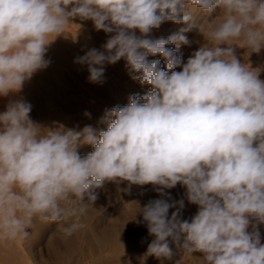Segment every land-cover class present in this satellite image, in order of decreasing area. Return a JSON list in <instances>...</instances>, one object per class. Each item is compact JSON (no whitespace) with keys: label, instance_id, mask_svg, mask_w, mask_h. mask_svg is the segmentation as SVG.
Listing matches in <instances>:
<instances>
[{"label":"clouds","instance_id":"1","mask_svg":"<svg viewBox=\"0 0 264 264\" xmlns=\"http://www.w3.org/2000/svg\"><path fill=\"white\" fill-rule=\"evenodd\" d=\"M197 9L223 18L204 31ZM77 18L109 36L74 60L89 82L103 83L105 66L123 59L131 79L149 86L105 109L103 129L42 126L29 102L11 98L49 67L50 44ZM165 22L187 27L153 38ZM193 27L211 44L185 62L178 51ZM235 39L250 53L264 49V0H0V97L9 98L0 112V241L27 238L35 218L71 221L61 229L71 237L97 189L127 182L125 192L152 185L160 197L139 206L137 222L153 237L145 256L171 261L174 245L201 253L203 264H264V68L245 65ZM85 145L92 151L82 155ZM178 184L197 206L189 219L185 200L167 191Z\"/></svg>","mask_w":264,"mask_h":264},{"label":"rangeland","instance_id":"2","mask_svg":"<svg viewBox=\"0 0 264 264\" xmlns=\"http://www.w3.org/2000/svg\"><path fill=\"white\" fill-rule=\"evenodd\" d=\"M193 18L196 25L207 31L209 25L223 18V13L217 10L206 15L197 9L193 12ZM184 27L187 25L165 22L151 35L153 38L167 37ZM185 35L189 44L181 45L178 51L185 62L201 45L211 44L197 27ZM108 38V34L95 30L91 21L74 19L66 26L64 35L58 36L50 44L46 54L51 61L49 67L35 73L22 91L11 98L22 97L29 102L32 105L31 119L45 127L63 125L83 128L92 125L98 129L105 128L106 125L98 123L105 109L126 105L130 95L142 96L149 90L148 85L131 79L123 59L105 66L103 83L89 82L87 66L74 60L83 56L88 49L102 50ZM231 43L237 47L236 54L245 65L264 68V49L260 53H250L243 46L242 39H235ZM260 78L264 79V71ZM0 99L2 112L9 98ZM85 112H89L91 118L86 117ZM91 151L90 145L80 149L82 155ZM126 187L127 182L119 186L107 183L97 189L95 204L79 217L84 227L71 237L65 238L61 231L71 221L45 222L35 218L28 229L29 236L12 241L16 245L13 251H17L16 255L5 249L0 250V264H161L155 257L145 256L153 237L148 234L146 224L137 222L142 221V216L138 214L139 206L143 207L150 199L160 197L152 185H132L128 192L122 190ZM167 191L173 200H185V208L181 212L183 219H189L196 213L197 206L188 203L184 187L178 184ZM174 210L170 209L169 214ZM260 231L264 242V226ZM172 247L175 253L173 259L165 260L162 264H203L201 253H188L176 249L174 245Z\"/></svg>","mask_w":264,"mask_h":264},{"label":"bare ground","instance_id":"3","mask_svg":"<svg viewBox=\"0 0 264 264\" xmlns=\"http://www.w3.org/2000/svg\"><path fill=\"white\" fill-rule=\"evenodd\" d=\"M46 97V96H45ZM1 100V99H0ZM45 103V102H44ZM43 103V104H44ZM1 106V105H0ZM66 122V121H65ZM65 124V123H64ZM85 154V153H84ZM20 242V241H19ZM15 243V242H14ZM14 243L12 241H0V250L1 249H5V250H8L9 252H13L15 251V246H14ZM17 252V251H16ZM15 252V253H16ZM14 253V252H13ZM14 253V254H15ZM10 254V253H9ZM17 254V253H16ZM15 254V255H16ZM19 254V253H18ZM12 255V254H11ZM14 257V255H12ZM16 257V256H15Z\"/></svg>","mask_w":264,"mask_h":264}]
</instances>
